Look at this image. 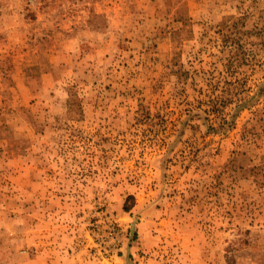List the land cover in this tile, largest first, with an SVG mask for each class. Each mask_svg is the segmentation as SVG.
Instances as JSON below:
<instances>
[{
    "label": "rangeland",
    "instance_id": "374dc122",
    "mask_svg": "<svg viewBox=\"0 0 264 264\" xmlns=\"http://www.w3.org/2000/svg\"><path fill=\"white\" fill-rule=\"evenodd\" d=\"M128 263L264 264V0H0V264Z\"/></svg>",
    "mask_w": 264,
    "mask_h": 264
},
{
    "label": "trees",
    "instance_id": "16d2710c",
    "mask_svg": "<svg viewBox=\"0 0 264 264\" xmlns=\"http://www.w3.org/2000/svg\"><path fill=\"white\" fill-rule=\"evenodd\" d=\"M125 209L128 210L127 207Z\"/></svg>",
    "mask_w": 264,
    "mask_h": 264
},
{
    "label": "water",
    "instance_id": "95a60500",
    "mask_svg": "<svg viewBox=\"0 0 264 264\" xmlns=\"http://www.w3.org/2000/svg\"><path fill=\"white\" fill-rule=\"evenodd\" d=\"M128 264H132V263H128Z\"/></svg>",
    "mask_w": 264,
    "mask_h": 264
}]
</instances>
